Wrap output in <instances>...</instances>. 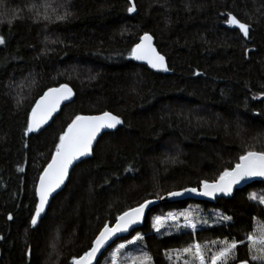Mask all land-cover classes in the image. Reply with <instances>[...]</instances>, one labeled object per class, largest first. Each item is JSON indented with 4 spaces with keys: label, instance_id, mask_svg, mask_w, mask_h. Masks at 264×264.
<instances>
[{
    "label": "trees",
    "instance_id": "16d2710c",
    "mask_svg": "<svg viewBox=\"0 0 264 264\" xmlns=\"http://www.w3.org/2000/svg\"><path fill=\"white\" fill-rule=\"evenodd\" d=\"M2 3L17 11L0 12V264H72L104 223L128 208L212 182L245 151H264V0H134L135 13L126 0H60L47 12L41 0ZM229 14L250 26L247 38L228 23ZM144 33L168 71L130 57ZM62 84L72 99L25 135L37 98ZM105 111L122 123L72 168L33 226L35 185L59 135L76 115ZM260 196L264 182L253 181L229 198L161 201L96 264H111L120 243L126 256L147 252L151 264H185L188 257L177 259L173 250L193 239L246 241L264 224ZM186 211L207 224L193 234L178 222L183 216L167 219ZM156 216L165 218L159 232ZM137 234L142 238L128 244ZM249 259L245 242L230 264Z\"/></svg>",
    "mask_w": 264,
    "mask_h": 264
},
{
    "label": "snow or ice",
    "instance_id": "6c2138e0",
    "mask_svg": "<svg viewBox=\"0 0 264 264\" xmlns=\"http://www.w3.org/2000/svg\"><path fill=\"white\" fill-rule=\"evenodd\" d=\"M130 6L127 11L133 13L136 11L133 0H129ZM65 17L58 16L57 19ZM11 22V21H9ZM228 23L234 25L244 35L249 36L250 26L239 21L235 16L229 14ZM153 38L148 33L140 37V42L135 44L130 51V57L137 61H144L153 69L168 71L165 65V57L161 55L153 46ZM4 43V39L0 37V44ZM73 95L72 89L66 84L60 85L58 88H48L32 105L31 111L27 113V126L25 135L37 132L46 125L53 115L60 109L63 101L69 100ZM122 123L117 115L110 112H103L96 116L76 115L71 123L61 132L58 137V142L55 143V150L51 153V159L39 174L38 182L35 185V210L31 216V224L37 225L38 218L45 210V205L49 201V197L65 182L69 175V169L74 162L80 161L82 157L90 156L93 152L94 141H96L102 130L115 129L117 125ZM252 177H264V151L248 150L239 156L238 162L231 168H225L219 173L218 177L208 182L200 181L199 195L205 197H213L217 193H222L225 196L232 194L233 186L241 181ZM186 192L197 193L196 188L185 189ZM182 195L181 192H169V197ZM250 200H256L257 197L253 194L249 197ZM151 200H144L136 207L128 208L121 214L116 216L115 224L109 225L104 223L99 233L91 241L90 248L82 255L73 257L72 264H93L97 258V254L105 247L113 237L119 233L128 232L132 225H135L144 218L146 209L152 204ZM259 203L264 205V196L259 197ZM183 216L184 224L182 227L190 228L193 234L197 229L198 223L207 224V220H198L194 218L191 212H181L179 214H169L167 219L178 221L179 217ZM12 217L9 216V219ZM221 221H231V216L221 214ZM164 217L156 216L153 220L152 227L159 232L164 224ZM177 227H181L177 224ZM142 237L137 234L132 240L127 241L128 244H133ZM247 243L250 259L240 261V264H264V224L257 223L253 233L246 235L245 240H237L227 237L211 241V244L200 242L193 239V242L188 246L173 250L176 253L177 259L186 255L185 264H230L236 259V252L239 246ZM124 243H120L111 253V264H125V261L120 260L121 250L125 248ZM209 253L211 255L209 256ZM171 259V254L166 253ZM135 264V262H134ZM139 264H151V257L147 252L142 253L139 258Z\"/></svg>",
    "mask_w": 264,
    "mask_h": 264
},
{
    "label": "water",
    "instance_id": "95a60500",
    "mask_svg": "<svg viewBox=\"0 0 264 264\" xmlns=\"http://www.w3.org/2000/svg\"><path fill=\"white\" fill-rule=\"evenodd\" d=\"M126 1L129 3V0H126ZM133 3H134V0H133ZM134 4H135V3H134ZM129 5H130V4H129ZM135 12H136V11H135ZM135 12H133V13H135ZM144 34H145V33H144ZM144 34H142V35H144ZM148 34L151 35L150 33H148ZM142 35H141V36H142ZM141 36H140V37H141ZM151 36H152V35H151ZM152 38H153V37H152ZM139 42H140V38H139V40H138L137 43H139ZM152 42H153V46L155 47V45H154V38H153V41H152ZM137 43H136V44H137ZM155 48H156V47H155ZM157 51H158V50H157ZM158 52H159V51H158ZM159 53H160V52H159ZM160 54H161V53H160ZM161 55H163V54H161ZM163 56H164V55H163ZM164 57H165V56H164ZM135 61H136L138 64L146 65L148 68H150V69H152V70H158V69H153V68L149 67L148 64H147L146 62H144V61H137V60H135ZM165 65H166V67H167V61H166V58H165ZM167 69H168V67H167ZM162 71H163V70H162ZM66 85H67V84H66ZM59 86H60V85H59ZM59 86L51 87V88H58ZM68 87L71 88L69 85H68ZM46 91H47V90H46ZM43 93H44V92H43ZM43 93H42L40 96H42ZM72 93H73V91H72ZM40 96H39V97H40ZM39 97H38L37 99H39ZM72 97H73V95L71 96V98H70L69 100H66V101H63V102H62V104H61V106H60V109H59V110L53 115V117L49 120V122H48L47 124H49V123L52 121V119H53V118H54V117H55V116L61 111V109L63 108V106H64L66 103H68V102L72 99ZM107 112H110V111H107ZM102 113H103V112H101V113H94V114H83V115H84V116H96V115H100V114H102ZM110 113H112V112H110ZM112 114L115 115L114 113H112ZM47 124H46V125H47ZM46 125H44L43 127H45ZM119 126H120V125H117V127H116L115 129H105V130H102L101 134L98 135L96 141H94V145L96 144L97 140L99 139V137H100L103 133L114 131V130H116ZM93 148H94V146H93ZM88 157H89V156H87V157H82V158L80 159V161L74 162L73 166H71L70 169H69V174H70L72 168H73L76 164H78L79 162H81L82 160H84V159H86V158H88ZM49 161H50V160H49ZM68 178H69V175H68V177L65 179V182L61 185V187H60L59 189H57L54 193L51 194V196L49 197V201H48V203L45 205V209H46V207L48 206V204H49L51 198H52L56 193H58L59 191L62 190V188L64 187V185H65V183L67 182ZM38 179H39V178H38ZM253 181H262V182H264V177H252V178H248V179H245V180L241 181L239 184L233 186L232 194H230V195H228V196H225V195H223L222 193H217V194H216L215 196H213V197H205V196H201V195L198 194V192H199V190H200V186H199V187H190V188H196V189L198 190L197 193L186 192V191H184L185 189H181V190L171 191V192H181L182 195H180V196L169 197V196H168V193H167L166 196L162 197L161 199H149V200L153 201V203L150 204L149 207L146 209L145 216H144V218L141 220V222H139V223H137V224H135V225H132L131 228L128 230V232H124V233H119V234H117L116 237H113L112 240H110V241L108 242V244L105 245V247L101 250V252H102L107 246H109L113 241H115L116 239H118L119 237L125 236V235H127L132 229H135V228L139 227V226L144 222L145 217H146V215L148 214L150 208L153 207L154 205L158 204V203L161 202V201H173V202H175V201L185 200V199H196V200L214 201L215 199H217V198H221V197H222V198H229V197H231V196L234 194L235 190L240 189V188H242V187H244V186L250 184V183L253 182ZM37 182H38V180H37ZM190 188H187V189H190ZM135 207H136V206H135ZM114 224H115V222H114L113 224H111V225H114ZM111 225H110V226H111ZM101 252L97 254V258L93 261V264H96V262H97V260H98V258H99V256H100V254H101ZM239 264H240V263H239Z\"/></svg>",
    "mask_w": 264,
    "mask_h": 264
},
{
    "label": "rangeland",
    "instance_id": "374dc122",
    "mask_svg": "<svg viewBox=\"0 0 264 264\" xmlns=\"http://www.w3.org/2000/svg\"><path fill=\"white\" fill-rule=\"evenodd\" d=\"M2 1H4V0H0V12H2V13L3 12H10L11 14H13L12 13L14 11L13 9L4 11L6 5H5V3H2ZM41 1H42L41 6L43 5L42 12H47L49 10L53 11V9L47 8L48 4H49V6H54V7L56 6L57 7V2L60 0H41ZM35 5H32V7H35ZM56 7H55V9H56ZM16 11H14V12H16ZM0 17H2L1 13H0ZM19 83H22V82L20 81ZM19 83H18V85H20ZM16 96H17V99L21 98V94L18 93V91H16ZM178 222L181 223V222H184V220H181V221L179 220ZM124 244H126V243H124ZM141 257H138V255H132V254L129 256L128 255L126 256L122 253V250H121L120 260L125 261V264H134V262H135V264H139V258H141Z\"/></svg>",
    "mask_w": 264,
    "mask_h": 264
},
{
    "label": "bare ground",
    "instance_id": "6f19581e",
    "mask_svg": "<svg viewBox=\"0 0 264 264\" xmlns=\"http://www.w3.org/2000/svg\"><path fill=\"white\" fill-rule=\"evenodd\" d=\"M56 194H57V193H56ZM56 194H55V195H56ZM55 195H54V196H55Z\"/></svg>",
    "mask_w": 264,
    "mask_h": 264
}]
</instances>
